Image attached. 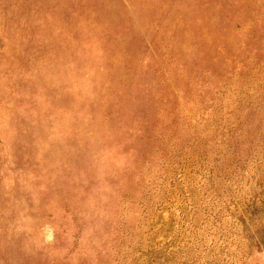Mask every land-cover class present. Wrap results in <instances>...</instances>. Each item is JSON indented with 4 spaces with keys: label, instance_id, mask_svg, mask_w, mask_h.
Here are the masks:
<instances>
[{
    "label": "rangeland",
    "instance_id": "374dc122",
    "mask_svg": "<svg viewBox=\"0 0 264 264\" xmlns=\"http://www.w3.org/2000/svg\"><path fill=\"white\" fill-rule=\"evenodd\" d=\"M0 264H264V0H0Z\"/></svg>",
    "mask_w": 264,
    "mask_h": 264
}]
</instances>
